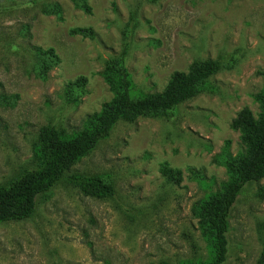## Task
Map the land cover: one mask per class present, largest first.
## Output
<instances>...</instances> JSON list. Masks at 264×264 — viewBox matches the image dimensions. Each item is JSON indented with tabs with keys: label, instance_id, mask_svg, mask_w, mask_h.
<instances>
[{
	"label": "rangeland",
	"instance_id": "rangeland-1",
	"mask_svg": "<svg viewBox=\"0 0 264 264\" xmlns=\"http://www.w3.org/2000/svg\"><path fill=\"white\" fill-rule=\"evenodd\" d=\"M0 0V186L33 169L39 128L82 129L112 94L100 76L122 51L134 93L160 92L174 71L222 58L203 89L159 116L119 121L36 200L33 214L0 222V264H204L212 253L192 208L228 181L244 153L230 127L263 83L264 0ZM59 9V17L53 9ZM75 28L93 36L71 35ZM52 50L43 63L37 51ZM79 81V82H78ZM165 164L182 174L175 185ZM99 177L111 197L82 194ZM224 264H257L264 246V179L246 185L229 217Z\"/></svg>",
	"mask_w": 264,
	"mask_h": 264
},
{
	"label": "trees",
	"instance_id": "trees-1",
	"mask_svg": "<svg viewBox=\"0 0 264 264\" xmlns=\"http://www.w3.org/2000/svg\"><path fill=\"white\" fill-rule=\"evenodd\" d=\"M77 9L91 13L87 0H70ZM59 17V9H53ZM71 35L92 37L91 29L75 28ZM43 63L56 62L52 50H38ZM126 52L110 58L100 73L112 94L110 101L92 114L81 130L66 134L55 126L39 128L32 153L35 167L24 171L5 186H0V222L23 220L30 217L40 195L49 192L76 161L91 153L106 139L119 121L132 122L142 116H159L172 111L179 104L203 89L208 80L226 67L222 58L193 61L186 71H174L158 93H134V85L125 64ZM261 89L252 98L258 105L255 117L248 107L242 108L232 119L230 127L240 133L244 153L228 158L225 166L228 181L218 193L207 196L192 208L201 236L208 243L212 256L204 264H224L228 253L229 217L243 188L264 179V73ZM79 82V81H78ZM160 174L166 182L178 185L182 174L163 164ZM82 194L104 198L114 194L111 183L99 177L87 178L78 183ZM185 264H197L187 262ZM257 264H264V246Z\"/></svg>",
	"mask_w": 264,
	"mask_h": 264
}]
</instances>
